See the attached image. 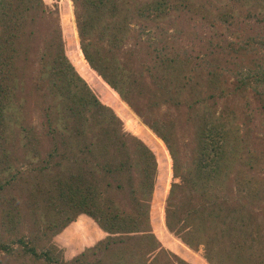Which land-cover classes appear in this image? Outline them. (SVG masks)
Here are the masks:
<instances>
[{
    "label": "rangeland",
    "instance_id": "obj_1",
    "mask_svg": "<svg viewBox=\"0 0 264 264\" xmlns=\"http://www.w3.org/2000/svg\"><path fill=\"white\" fill-rule=\"evenodd\" d=\"M47 1L50 5L48 4L49 8L45 11L31 3L29 10L23 13L25 23L21 28L27 31L23 40L25 43L22 45L19 43L18 49L22 55L19 53L18 63L20 68L27 65L23 76L27 80L25 83L29 84L32 90L35 88L34 85H39L40 94L33 93L29 97L21 92L20 98L21 85L17 86V96L20 99L15 98L7 109L6 120L11 135L9 140L11 161L8 165L11 166L0 174V180L2 184L7 180L12 181L6 184V189L0 191V241L15 245L18 251L23 253L22 244L14 242L16 236L14 233L11 234L8 227L10 221L7 215L18 206L21 207L23 214L21 231L36 241L37 249L41 251L54 248V252L60 253L58 248L62 249L69 245L73 227L64 234L58 232L63 216L57 213L55 180L75 172L76 166L81 164L89 166L86 163L88 158L93 159L90 166L100 170L93 156L86 151H80L93 147L99 152L103 143L101 140L97 141V136L90 137L95 134L96 127L93 126V132L89 130L87 134H83L84 137L80 135L79 143L73 146L56 143L55 136L46 133L48 114L53 119L54 127L69 137L68 141L77 142L74 134L77 125L68 108L67 98L61 94L56 96L46 93L51 84L50 69L44 70L43 74H40L39 69V65L47 61L41 60V53L47 40L52 41L62 27L69 47L73 43L76 53L80 51V56L81 45L88 48L95 57H100L113 66L116 80L125 79L124 88H130L127 95L132 108L121 97L125 95L124 88L123 90L118 88L121 96L118 93L116 95L114 91L113 94L106 93V96L112 97V103H108L105 97L102 98L106 107L103 109L104 113L100 115L103 120L101 125L120 122L125 134V147L128 148L126 155L130 156L133 162L139 157L136 151L138 147L133 144L136 136L143 139L157 155L158 179L154 193L140 190L135 195L129 193L128 189L118 193L115 190L116 183H112L109 189H114L115 193L111 194L110 191L108 195L115 196L122 209L133 212L134 202L139 197L143 198V204L150 207L153 230L162 245L173 249L194 264H203L202 261L205 260L203 257L178 245V239L164 224V212L174 168H177L183 180L184 175L189 174L192 162L197 156L201 123L205 117L213 113L214 118L225 121L232 128L234 153L240 154L239 157H233V165L230 168L226 167L220 173L219 181L215 183H218L222 191L219 189L216 194L225 193L230 203L249 216L254 228L252 231L249 230L251 233L248 236L247 251L242 252L239 248L237 252L234 248L230 262L264 264V193L256 200L246 199L247 206H241L237 200L241 194L236 183L238 172L245 165L246 169H251L253 173L264 177V84L257 87L254 81L250 86L241 83L243 75H246L249 68H258L264 62V47L261 44H255L254 48L249 46L248 50L243 48L251 41V37H264V0H187V6L172 8L158 17L148 12H145L144 16L138 15L141 12L140 7L148 5L153 0H124V10L120 9L116 15L104 14L99 16L100 19L96 17L97 14L92 15V20L95 18L94 28L88 37L80 35L75 22V11L83 10V0ZM174 1L178 2L172 0V3ZM124 19L129 23L122 22ZM121 24L123 27L126 26L122 33L119 31ZM67 26L70 28L69 36L65 31ZM113 31L120 35L118 40H114ZM161 48L167 49L169 53L173 49H177L178 53L186 50V56L192 61L189 67L193 69L197 64L196 69L191 72L190 79L186 78L182 85L178 82L181 86L178 97L182 99V103L166 102L165 93L157 86L156 77L160 79L163 73H167L158 55ZM214 63L221 65L219 71L227 95L216 96L214 101L212 99L203 101L201 98L208 95L205 85L206 74L213 68L211 65ZM180 77H184V73ZM23 88L25 87L22 86V91ZM216 93L219 94V91ZM87 114L89 123H96L94 115ZM146 123L164 133L174 158L167 152L162 139ZM15 128H22V132L15 133ZM36 136L40 138V142L34 140L28 142ZM109 153L122 156L124 152L118 153L112 145L109 146ZM99 161L101 164L105 163L102 157ZM131 172L134 182L140 186L142 169L136 166ZM183 184L184 182L181 185ZM186 189L185 184L176 189L177 199H180V202L187 199L189 203H195L196 197L192 199L193 193ZM187 205L186 202L181 206L184 209ZM78 217L80 220L88 219L83 215ZM6 223L9 225L6 226ZM85 230L89 231L88 227ZM97 233L98 239L101 240L107 236L102 230ZM97 242L96 236H92V239L86 242L89 245H85L84 249L94 246ZM130 242L133 246L139 245L137 239ZM67 249H63L64 259L72 264L78 251ZM107 253V250L100 252L97 249L95 253L93 250H87L86 258L90 262L105 260ZM25 261L27 264H35L31 254L26 256ZM0 264L21 263L16 254L0 250Z\"/></svg>",
    "mask_w": 264,
    "mask_h": 264
},
{
    "label": "trees",
    "instance_id": "obj_2",
    "mask_svg": "<svg viewBox=\"0 0 264 264\" xmlns=\"http://www.w3.org/2000/svg\"><path fill=\"white\" fill-rule=\"evenodd\" d=\"M176 1L178 2L153 0L148 5L141 6V12L138 15L144 16L145 12H148L158 17L172 8L188 4L187 0ZM31 3L35 7L39 6L43 11L49 8L48 4L50 5L47 0H0V174L11 166L8 165L11 161L9 153L11 135L6 120L9 104L15 98H21V92L31 97L33 93H38L40 90L37 84L34 85V90L29 88V84L25 83L27 80L23 77L27 65L20 68L18 63L19 53L22 55L18 49L19 43L20 45L25 43L23 40L27 31L21 28L25 23L23 13L29 10ZM82 4L83 10L75 11L76 29L82 37H88L94 28L95 18L92 20V15L97 14L96 17L100 19L99 16L116 15L120 9L125 8L124 0H83ZM127 20L124 19L122 22L129 23ZM125 27L121 24L119 31L124 32ZM69 29V26L65 27L67 36L70 35ZM64 34L61 27L52 41L47 40L41 53V60L47 59V61L41 63L39 69L40 74L50 69L51 84L46 93L56 96L61 94L67 98L68 108L77 125L74 129L77 142L68 141L69 137L54 127L53 119L48 114L45 124L48 129L46 133L53 134L56 143L73 146L79 143L80 135L84 137L83 134H87L89 130L93 132V126L96 127L95 134L90 137L97 136V141L101 140L103 143L99 152H96L93 147L88 150L79 149L93 156L100 170L90 166L93 159L88 158L86 163L89 166L83 164L76 166L75 172L64 176L65 178L58 177L59 179L55 180V185H57L55 204L58 208L57 213L63 216L61 229L58 232L64 234L66 230L73 227L70 232L69 245H67L68 249L66 246L62 249L58 248L60 253L54 252V248L38 250L36 241L27 237L23 230L21 231L23 214L21 207L15 206L14 210H10L7 215L10 225L6 223V226L10 227L11 234L14 233L16 236L14 242L22 244L23 253H20L15 245L3 241H0V250L16 254L21 264H27L25 259L29 254L32 255L35 264H70L69 260L64 259V248L78 251L72 264H194L173 249L162 245L153 230L150 207L143 204V198L139 197L135 202L133 200L135 203V212H133L122 209L115 196L108 195L110 191L111 194L115 193L114 189H109L112 183H116L115 190L118 193L127 189L129 193L135 195L140 190L154 193L158 179L157 155L143 139L136 136L133 144L136 148L138 147L136 151L139 157L133 162L131 157L126 155L128 148L125 147V134L120 122H108L106 125H101L103 120L100 115L104 113L103 109L106 107L103 99L105 97L108 103L113 101L112 97L106 96V93L113 94L114 91L116 95L118 93L121 96L122 93L118 88L123 90L125 79L116 80L114 67L100 57H95L88 48L81 45L83 57L80 56V51L77 54L73 43L71 47L68 46ZM112 35L114 40L119 39L120 35L116 31H113ZM255 44H261L264 47V37H251V41L243 48L248 50L249 46L254 48ZM179 52L173 49L169 53L165 48L158 51L160 62L167 73L162 72L163 76L160 79L156 77V82L158 88H161L160 91L166 95L164 100L170 103H182V99L178 97L181 88L178 82L182 85L187 80L186 78L190 79L192 70L197 67V64L193 66V69L189 67L192 61L186 56V50ZM211 66L213 68L211 67L212 69L207 72L205 82L208 95L201 98L203 101L211 99L214 101L216 96L227 95L226 88L222 85L221 71H219L221 65L214 63ZM188 71L189 74H187ZM182 73L184 77H180ZM241 80V83L246 86H250L252 81L257 84V87L262 86L264 84V62L258 68H249ZM20 85V96L18 97L17 86ZM22 86L25 87L23 91ZM124 89L125 95L121 97L132 108L127 95L130 93V88ZM217 91L219 94L216 93ZM87 113L94 115L96 123H89ZM210 114L201 123L197 156L192 162L189 174H183V180L177 168H174L166 199L164 224L178 239V245L180 244L188 252H194L205 259V262L202 261L203 264H232L230 262L232 250L235 248L238 252L240 248L242 252L247 251L248 236L254 228L249 216L230 203L225 193L216 194L219 189L222 191L218 183H215L219 181L220 173L224 168H230L233 165V157H239L240 154L234 153L232 128L225 121L214 118L213 113ZM146 124L162 139L167 152L174 158L168 138L164 133ZM45 125L43 123V126ZM23 128L25 129L26 126ZM21 132L22 128H15V133ZM35 139H29L28 142L33 140L40 142L39 137L36 136ZM112 145L118 153L124 152L122 156L109 153V146ZM100 157L104 160V164L100 163ZM136 166L142 169L140 186L136 185L131 175L132 168ZM238 173L236 183L241 195L237 200L241 206H247L246 199L256 200L264 193V177L253 173L251 169H246V165ZM11 181L12 179L7 180L4 185L0 180V191L6 189V184ZM182 181L193 193L191 198L196 197L195 203H189L187 199H182L180 202V199H177L175 191L184 185H181ZM212 188L215 189L212 190ZM186 202L188 205L183 209L181 205H185ZM78 215H83L88 219L80 220ZM238 216H240L239 219ZM86 227L89 231L85 230ZM101 230L107 233L103 240L98 239L99 234H96ZM92 236H96L98 242L84 249L85 245H89L86 242L88 243ZM133 239H137L139 245L133 246L130 242ZM97 249L100 252L107 250V258L90 262L86 258L87 250H93L95 253Z\"/></svg>",
    "mask_w": 264,
    "mask_h": 264
}]
</instances>
